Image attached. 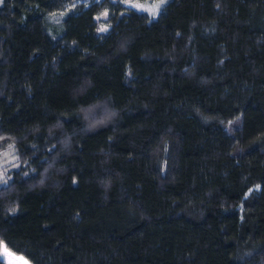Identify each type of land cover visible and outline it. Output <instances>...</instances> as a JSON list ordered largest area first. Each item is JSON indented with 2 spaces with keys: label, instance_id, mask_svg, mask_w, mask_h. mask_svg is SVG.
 I'll return each mask as SVG.
<instances>
[{
  "label": "trees",
  "instance_id": "trees-1",
  "mask_svg": "<svg viewBox=\"0 0 264 264\" xmlns=\"http://www.w3.org/2000/svg\"><path fill=\"white\" fill-rule=\"evenodd\" d=\"M76 2L0 0V245L264 264V0H171L154 21L93 0L48 34Z\"/></svg>",
  "mask_w": 264,
  "mask_h": 264
},
{
  "label": "rangeland",
  "instance_id": "rangeland-1",
  "mask_svg": "<svg viewBox=\"0 0 264 264\" xmlns=\"http://www.w3.org/2000/svg\"><path fill=\"white\" fill-rule=\"evenodd\" d=\"M90 1L93 0H77L76 3L70 6L66 5L63 9H61L58 12L57 16L51 19L50 22L47 21L48 23L46 28L47 33L51 35L52 32L55 31V29H58V27H60L59 22H61L63 18L62 16L66 14L68 9L72 8L74 5L77 4L87 5ZM96 1L99 2L100 0H96ZM114 1L119 4H123V6L129 10L146 15L150 20L154 21L158 19L157 17L159 16L160 12L168 3H170L171 0L147 1L146 3H141L133 0H114ZM107 17H108L107 14H103L101 15V17L97 19V21H99L100 24L99 33H106L107 27L105 25V20L107 19ZM8 163H9L8 157H4V159H2V161L0 162V184H3L5 181L8 180V178L6 177V172L10 167ZM0 247H1L0 259L3 262V264H31L25 258L13 254L6 247H4L3 244H1Z\"/></svg>",
  "mask_w": 264,
  "mask_h": 264
}]
</instances>
